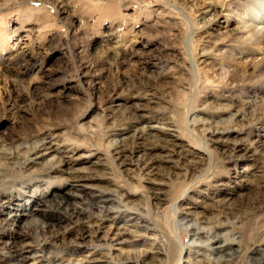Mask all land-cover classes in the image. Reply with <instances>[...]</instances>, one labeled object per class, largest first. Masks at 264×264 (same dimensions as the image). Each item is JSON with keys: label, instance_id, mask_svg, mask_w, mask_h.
<instances>
[{"label": "rangeland", "instance_id": "obj_1", "mask_svg": "<svg viewBox=\"0 0 264 264\" xmlns=\"http://www.w3.org/2000/svg\"><path fill=\"white\" fill-rule=\"evenodd\" d=\"M263 251L264 0H0V264Z\"/></svg>", "mask_w": 264, "mask_h": 264}, {"label": "bare ground", "instance_id": "obj_2", "mask_svg": "<svg viewBox=\"0 0 264 264\" xmlns=\"http://www.w3.org/2000/svg\"><path fill=\"white\" fill-rule=\"evenodd\" d=\"M216 2H218V3H221V6H224L225 5V3L226 2H232V1H235V0H215ZM217 4V3H216ZM260 11L261 10H259V11H257V13L256 14H260ZM203 15L206 17V16H208V20H207V23H210V22H212L216 17H217V15H218V12L216 11V6H215V4H212L211 6H208L207 7V11L206 12H204L203 13ZM262 16V15H261ZM116 53V52H115ZM199 125L201 126V125H205V123H204V121H201V122H199ZM43 142V141H42ZM180 147V145L179 144H175V145H171V147ZM114 156L116 157V159H113V161H118L119 162V164L120 165H122V164H126V156L124 155V153H123V151H122V149H120V148H118L116 151H115V153H114ZM142 169L143 170H147V171H149L150 169H152L153 167H152V162H148V160H146V162L144 163V162H142ZM75 197H76V195H75ZM99 201L100 200H97V199H92L91 200V202L95 205V204H97V203H99ZM102 201V200H101ZM40 203H41V205H45V201L44 200H42V201H40ZM63 206H66V207H68L69 205H68V202L67 201H65V200H61L60 199V201H58V202H56V204H55V206L54 207H56V208H62ZM98 206V205H97ZM64 208V207H63ZM54 209V208H53ZM20 217V216H22V215H17L16 217ZM92 227H94V225L93 226H90V225H86V226H83L82 227V230H81V233H80V235H79V238H85V237H87V235H89L90 233H92ZM98 227V226H97ZM97 230V229H96ZM24 233V232H23ZM205 233V232H204ZM26 235V234H25ZM41 236H42V238H43V240H44V242L46 241L47 242V240H55V239H57L58 238V236H59V233L58 232H53L52 230H50V229H43L42 231H41ZM90 236V235H89ZM218 238H219V236H218ZM198 241V240H197ZM43 243V242H42ZM23 244V243H22ZM9 249H11V250H13V258H19L20 257V255L22 254V252L25 250V248L24 247H22L21 245H19L18 243H9ZM233 250V249H232ZM263 254H261L260 255V259H258L257 260V262H259L260 264L262 263V264H264V251L262 252ZM158 255H159V253H158ZM139 257H140V254H139ZM82 262V261H81Z\"/></svg>", "mask_w": 264, "mask_h": 264}]
</instances>
